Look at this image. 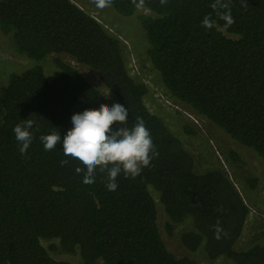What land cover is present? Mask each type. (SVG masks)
<instances>
[{
    "label": "trees",
    "instance_id": "obj_1",
    "mask_svg": "<svg viewBox=\"0 0 264 264\" xmlns=\"http://www.w3.org/2000/svg\"><path fill=\"white\" fill-rule=\"evenodd\" d=\"M213 2L144 0L141 9L149 13L138 18L146 53L174 98L264 161V0H243L246 8L242 0H230L235 23L229 27ZM111 6L123 16L139 9L132 0H113ZM205 16L215 22L210 29L202 25ZM0 31L17 52L35 60L11 73L0 93V264H72L49 254L41 244L47 238L58 239L67 253L77 250L84 264H195L188 254L176 256L166 247L151 189L167 214L168 230L192 221V229L179 236L188 250L202 246L210 260L264 264L263 238L236 246L248 205L221 170L195 172L191 153L147 108V85L129 73L116 35L71 0H0ZM51 54L93 70L127 108V127L139 116L150 130L159 155L135 178L121 173L115 191L106 188L100 173L95 183H83L75 170L83 165L64 155L62 143L74 113L111 105L58 57V73L47 77L41 61ZM26 119L34 121V139L22 155L13 128ZM53 131H60L61 142L45 151L40 136ZM230 158L240 160L234 151ZM62 160L68 164L62 166ZM218 220L227 233L220 239Z\"/></svg>",
    "mask_w": 264,
    "mask_h": 264
},
{
    "label": "rangeland",
    "instance_id": "obj_2",
    "mask_svg": "<svg viewBox=\"0 0 264 264\" xmlns=\"http://www.w3.org/2000/svg\"><path fill=\"white\" fill-rule=\"evenodd\" d=\"M71 1L95 17L108 32L120 39L129 73L136 80L147 85L148 92L144 98L147 108L163 119L168 128L180 139L182 145L191 153L195 172L219 169L240 193L249 207V213L236 246L241 248L260 238L264 239V161L252 149L239 144L205 116L178 101L164 87L159 72L147 56L146 37L139 24L138 15L147 14L149 11L139 8L133 14L123 16L117 13L112 6L104 9L97 8L93 0ZM56 57L69 63L97 86L102 93L108 94L107 99L110 105L117 103L111 92L102 86L93 70L64 54H51L41 61L47 77H53L58 73L54 61ZM34 63L35 60L17 52L10 37L0 31V93L6 86L11 73H18ZM186 127L191 131L186 132L184 130ZM232 151L238 154L239 161L235 162L230 158ZM249 178L255 179L254 184L247 181ZM151 193L157 206V225L160 235L171 252L176 256L188 254L195 264H232L223 258L215 260L206 258L202 246L195 251L185 248L179 236L192 229V221L186 218L173 224L168 230L167 214L159 202L158 194L152 189ZM41 244L56 259L67 260L72 264H84L77 250L68 253L63 251L56 238L41 239Z\"/></svg>",
    "mask_w": 264,
    "mask_h": 264
},
{
    "label": "clouds",
    "instance_id": "obj_3",
    "mask_svg": "<svg viewBox=\"0 0 264 264\" xmlns=\"http://www.w3.org/2000/svg\"><path fill=\"white\" fill-rule=\"evenodd\" d=\"M137 8L144 6V0H132ZM99 9L110 7L113 0H93ZM166 4L167 0H160ZM242 7L247 4L242 0ZM211 8L216 15L225 21V27L235 23L231 15L230 0H214ZM221 9L225 11H221ZM214 21L205 16L202 25L208 29L214 26ZM105 95V97H107ZM72 127L63 137V153L66 157L78 160L83 167H76L78 174H83V183L93 184L97 173L105 178V186L109 191L118 188L117 178L122 173L125 178L137 177L143 168L149 167L153 158L159 155L153 143L150 130L141 117H136L134 125L129 128L128 110L121 103L111 106L101 104L99 108L85 109L71 116ZM34 121L26 119L13 128L15 139L19 142V152L23 155L31 145L34 136L32 131ZM123 125V126H117ZM37 125V129H38ZM40 140L45 151L57 148L61 142L60 131L41 135ZM68 164L62 160L61 165ZM220 208L218 211H222ZM221 233L227 235L220 227L219 220L215 226V236L221 238Z\"/></svg>",
    "mask_w": 264,
    "mask_h": 264
}]
</instances>
